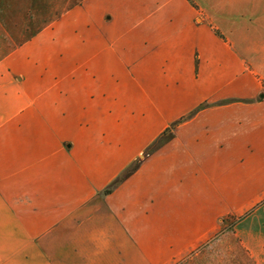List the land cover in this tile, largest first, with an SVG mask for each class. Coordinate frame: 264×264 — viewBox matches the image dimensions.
<instances>
[{"label":"crops","instance_id":"crops-1","mask_svg":"<svg viewBox=\"0 0 264 264\" xmlns=\"http://www.w3.org/2000/svg\"><path fill=\"white\" fill-rule=\"evenodd\" d=\"M51 7L0 58V264H250L223 231L264 199V0Z\"/></svg>","mask_w":264,"mask_h":264},{"label":"rangeland","instance_id":"rangeland-1","mask_svg":"<svg viewBox=\"0 0 264 264\" xmlns=\"http://www.w3.org/2000/svg\"><path fill=\"white\" fill-rule=\"evenodd\" d=\"M51 2L52 0H0V58L7 51H14L27 43L32 38L31 35L41 26L44 27L50 23ZM51 39L49 34H45L36 41L39 47L48 48L46 53L49 56L48 59L50 54L51 56L54 54L53 49L57 50V44L51 42ZM158 144L161 143L158 142ZM152 149L153 147L150 146L144 153L149 155ZM136 162L124 168L119 176L135 173L138 167ZM114 183L115 181L111 184ZM261 203H264V199L252 206L254 210L252 212L247 210L230 213V221L225 227L226 230L223 231L225 233L230 229V238H235L237 243L245 242L243 245L251 254L250 264H264V209L260 208ZM235 246L240 245L235 244Z\"/></svg>","mask_w":264,"mask_h":264}]
</instances>
